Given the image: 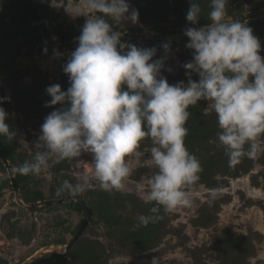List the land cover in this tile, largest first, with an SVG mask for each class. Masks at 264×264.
<instances>
[{
    "label": "rangeland",
    "instance_id": "374dc122",
    "mask_svg": "<svg viewBox=\"0 0 264 264\" xmlns=\"http://www.w3.org/2000/svg\"><path fill=\"white\" fill-rule=\"evenodd\" d=\"M22 1L46 12L44 20H36L40 29L49 28L51 32L62 29L77 37L81 34L87 17L73 18L66 8L83 7L84 0ZM128 2L138 10L139 23L109 21L121 37L128 39H121L122 42L144 47L158 28L172 27L180 20L187 22L181 30L201 25L200 21L192 24L186 19L192 0ZM197 2L202 8L200 18H205L200 26L203 27L211 23L207 16L209 0ZM227 10L229 19L241 20L253 29L264 57V0H229ZM30 31L23 23L0 21V39L9 50V57L0 63V97L11 98L0 101V107L9 113L6 122L17 135L12 142L15 154L26 160L34 155L33 145L46 116L56 108L67 106H46L51 100L46 89L55 84L64 91L70 87L63 66L74 51L59 43L55 32L39 40ZM183 37L182 33H175L155 47L153 60L167 57L161 74L170 84L188 80V70L183 65L193 60L194 50L186 47L190 38ZM164 43L170 44L167 53L162 47ZM75 44L78 45V40ZM192 79L198 81L199 75L193 73ZM205 108H208L205 100L190 106L191 115L185 125L186 147L199 158L203 169L200 180L188 188L191 206L170 213H164L162 208L150 213L154 202L145 203L143 196L147 181L156 169L147 159L152 144L145 138L138 149L145 154L142 161L138 164L134 158H127L133 171L126 191L109 193L93 183L80 195L92 208L93 218L70 248L66 245L74 237L84 212L63 203L53 207L42 205L36 210L22 206L10 186L7 167L4 170L0 166V176L10 180V185L0 187V264H21L38 251L37 258L46 252L64 254L58 264H153L154 259L155 264H264V149L255 159L244 157L229 168L224 149L217 146L220 129L216 115L210 108L209 115H203ZM257 143L264 145V137ZM91 160L92 155L84 153L73 160L50 161V166L39 176L30 175V178L45 188L47 198H60L67 195H56L60 183L90 173ZM10 163L12 168L17 166L16 162ZM212 190L218 193L214 199L210 196ZM150 214L160 218L147 226L141 225L138 217ZM57 239L65 243H56ZM46 246L52 247L43 250Z\"/></svg>",
    "mask_w": 264,
    "mask_h": 264
},
{
    "label": "clouds",
    "instance_id": "9594fccd",
    "mask_svg": "<svg viewBox=\"0 0 264 264\" xmlns=\"http://www.w3.org/2000/svg\"><path fill=\"white\" fill-rule=\"evenodd\" d=\"M228 3L209 0L211 23L185 30L190 38L186 47L194 50L193 60L183 65L188 70L187 83L176 84L161 74L166 56L153 60L155 47L122 42V34L109 22L139 23V12L128 0H84L83 7L66 8L73 18L87 19L76 38L78 46L63 66L70 87L67 91L59 84L47 87L51 100L46 106H67L46 116L33 145L34 155L12 171L39 176L50 161L58 163L90 153L91 172L74 181L64 179L56 195L77 197L93 183L102 191L124 192L133 171L127 158L139 164L145 154L138 149L148 138L152 146L147 159L156 169L143 196L145 203L154 202L150 213L190 207L188 188L200 180L203 169L199 158L186 147L185 125L190 106L201 100L208 102L203 115H209V108L216 115L220 129L217 146L224 149L229 168L244 157L255 159L264 149L257 143L264 137V57L253 29L228 18ZM201 13L200 3L192 0L186 19L197 24ZM162 47L166 53L170 51L169 43ZM193 73L199 75L198 81L192 79ZM10 99L0 97V101ZM8 116L0 107V136L11 143L17 135L6 122ZM217 195L216 190L210 192L213 199ZM158 218L151 214L138 217L143 226Z\"/></svg>",
    "mask_w": 264,
    "mask_h": 264
},
{
    "label": "trees",
    "instance_id": "16d2710c",
    "mask_svg": "<svg viewBox=\"0 0 264 264\" xmlns=\"http://www.w3.org/2000/svg\"><path fill=\"white\" fill-rule=\"evenodd\" d=\"M16 1H20V0H16ZM20 2H26V1L21 0ZM44 16H46V12L45 11L42 12L40 9L30 10V9L25 8L23 6H5V7L0 8V21L14 22V23H18V24L23 23L24 25L31 28V31H30L31 35L35 39L40 40L45 34L46 35H52V33L55 32L57 35H59V39H65V40L70 41L74 44L77 42V40H76L77 36L70 31H64L62 29L60 30V29L55 28L53 30V32H51V30L49 28L48 29H46V28L40 29V26L36 23V19H38V18L41 19ZM204 20H205L204 17L199 19V21L201 22L200 23L201 25H204V24H202L203 22H205ZM186 23H187L186 20H180V21L176 22L172 27L158 28L157 32H159L163 29H167V28L178 27L179 29L167 31L164 34H162L160 37L148 38L147 42H151V43L145 45L144 47H146V48L147 47H156L160 41L165 40L167 37H169L170 35H173L175 33H182L184 35L183 39H187V36L185 35V31L180 29L181 27L185 26ZM201 25H197L195 27L200 28ZM121 39H123L124 41L128 40L125 37H121ZM55 42L57 43V41H55ZM55 42H54V44L57 45L58 43L56 44ZM70 48L75 50L74 47H70ZM8 53H9L8 48H6V46L3 45L2 40L0 39V63L2 62L3 58L9 57ZM0 138L3 142L2 150H3L4 154L7 156V158L12 162H16L17 166L21 165L26 159L21 158V156L18 157V154L17 155L15 154L12 142L11 143L8 142L6 137L0 136ZM0 166H2L4 168V170H6V166L4 165V163L1 160H0ZM15 174H16L18 182H19V186H20V190H21V197L26 203L34 204V203L48 197L46 194L45 188L42 185H40L38 182H33L32 179L30 178V175L25 176V175H20L17 173H15ZM0 177H5V176H0ZM9 181H10L9 178H7V177L5 179H0V187H2L3 185H8V184L10 185ZM10 186L12 187V185H10ZM50 195L54 196L53 193ZM62 203L65 204L67 207H69L73 210H76L77 212H84V217L81 221V224L74 231V236H75L76 232L80 229V227L86 221L88 212L81 204L76 202L74 199H69V200H66L65 202H62ZM53 206H55V205L54 204L46 205L44 207H53ZM56 243L61 244V243H65V242L62 239L61 240L57 239ZM63 255L64 254L57 253V252H46V253H43L41 256H39L36 260L31 262L30 264H58L59 260L63 257Z\"/></svg>",
    "mask_w": 264,
    "mask_h": 264
},
{
    "label": "water",
    "instance_id": "95a60500",
    "mask_svg": "<svg viewBox=\"0 0 264 264\" xmlns=\"http://www.w3.org/2000/svg\"><path fill=\"white\" fill-rule=\"evenodd\" d=\"M5 6H23L25 8L30 9V10L39 9V7L37 5L26 3V2H20V1H16V0H1L0 1V8L1 7H5ZM176 29H179V28L175 27V28L163 29V30L153 34V37H160L165 32L170 31V30H176ZM58 42L59 43H63L64 46H69V47H74V48H76L78 46L77 44H74V43H72L70 41H67L65 39H59ZM150 43L151 42H148V44H150ZM2 144H3V142H2V140L0 138V160L5 164V166L8 169V172H9V175H10V179H11V185H12V187H13L15 193H16L17 202L19 204H21L22 206H24L26 208H29V209H35V208H37L39 206H42V205H52V204L65 202L66 200H69V199H74L76 202L81 204L87 210L88 214H87L86 221L80 227V229L76 232L75 236L71 239V241L66 245V248L72 247L74 242L79 238V236L84 232V230L87 228V226L92 221V218H93V210H92V208L80 196L71 197L69 195H65V196H62L60 198L59 197H57V198H45V199L40 200V201H38V202H36L34 204L26 203L21 197L20 186H19V182H18L17 176L12 171L13 168L11 166V163H10L9 159L7 158V156L4 154V152L2 150ZM51 247L52 246H46V247L43 248V250H45V249L50 250ZM38 253H39V251L34 253L33 255H31L30 257H28L27 260L22 262L21 264H30L32 261H34L37 258Z\"/></svg>",
    "mask_w": 264,
    "mask_h": 264
},
{
    "label": "built area",
    "instance_id": "2783aa9c",
    "mask_svg": "<svg viewBox=\"0 0 264 264\" xmlns=\"http://www.w3.org/2000/svg\"><path fill=\"white\" fill-rule=\"evenodd\" d=\"M45 19V17L44 18H41V19H39L38 21H42V20H44Z\"/></svg>",
    "mask_w": 264,
    "mask_h": 264
}]
</instances>
